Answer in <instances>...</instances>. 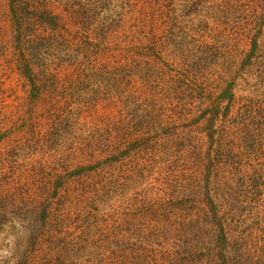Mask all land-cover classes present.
Returning <instances> with one entry per match:
<instances>
[{
	"label": "trees",
	"instance_id": "trees-1",
	"mask_svg": "<svg viewBox=\"0 0 264 264\" xmlns=\"http://www.w3.org/2000/svg\"><path fill=\"white\" fill-rule=\"evenodd\" d=\"M175 1L6 0L0 8V78L4 65L16 69L33 101L41 78H102L105 101L89 135L56 142L71 126L43 138L61 170L47 160L39 178H0V264H240L241 226L264 235V64L256 60L264 0L251 5L262 9L238 34L249 48L234 43L236 54L202 32L211 15L185 18ZM229 1L219 11L233 23L250 17ZM253 66L254 78H236ZM240 81L249 87L237 94ZM78 101L70 117L98 112L85 96ZM22 122L13 129L28 131ZM241 142L246 153L235 151ZM184 160L200 165V177L187 176Z\"/></svg>",
	"mask_w": 264,
	"mask_h": 264
},
{
	"label": "rangeland",
	"instance_id": "rangeland-1",
	"mask_svg": "<svg viewBox=\"0 0 264 264\" xmlns=\"http://www.w3.org/2000/svg\"><path fill=\"white\" fill-rule=\"evenodd\" d=\"M227 1L229 0H176L174 8L178 12L184 10L183 15L185 18L198 17L197 14L199 12L211 15L209 17V25L204 27L202 32H212L211 35L215 36L214 44L216 48L220 44L223 45V48H226L225 44L219 41L224 39L228 45L226 49L236 54V43L238 46H241V50L249 48L247 39L244 38L241 41H236V38L241 37L238 36L239 33H245L251 29L250 27L253 24L251 18H255L256 13L262 9L261 7L251 8V5L256 6L257 4H261L263 0H239L240 10H243V14L245 15L249 12L250 17L247 20L245 18L241 19V22L238 23H233L234 21H232L230 13L224 16L225 14L219 11ZM5 4L6 0H0L1 9L4 8ZM229 7L226 4L224 9L229 10ZM233 24H237V27ZM226 54L227 52L216 60V63L214 62V68L217 71L222 69V62ZM259 54H256V60L264 64V48L259 50ZM2 69V78L0 80L5 79L6 83L4 94L8 105L5 113H7L8 119L5 117L4 132L6 137L0 140V178L8 179L16 177L21 183L26 182L24 176L27 175L39 178L34 174L46 175L43 169V162L47 160L53 162L54 169L52 171L55 173L57 166L60 165L59 160L55 158V152L53 154L50 153L47 142L44 140L43 143V138L50 137L52 140L54 137L56 140L58 136H62L63 132L61 129H68L72 126L73 132L69 135V138L68 133L70 132L66 133L67 139H64V141L56 140V142H62L61 144H69L73 141L75 134L85 131L89 135L92 132L93 114L91 113H94V116H100V113L102 114L103 112L104 114L105 112V101L100 98L104 88L102 78H83L80 82L73 81L72 78H41V95L36 101H33L27 98L29 85L24 78L17 74V70L8 65H4ZM253 72H256L255 66L252 67L251 71H247L246 74H237L236 78H254L255 74ZM60 75L63 77L64 72ZM211 76L214 75L211 74ZM218 79L221 81L225 78ZM87 86H90V89L86 90ZM248 87L249 85L245 84V81H240L236 85V93L242 94L244 93L243 89ZM81 96H85L89 103L95 102L98 112L89 108L84 113L74 110L75 113H72L73 117H70L66 112L70 108H76L79 105L78 100ZM96 101L101 103L98 104ZM52 112L56 114L52 116ZM16 121L18 122L17 125L23 123L22 121L26 122L29 125V130L27 131L26 126L13 129V124ZM79 127L81 128L80 131ZM37 138L38 142H36ZM238 145V147H235V151L243 150L244 153L248 151L245 142L238 143ZM182 166L187 176L200 177V165H196L195 163L190 164V160H184ZM58 168L61 170L60 166ZM234 172L239 173L237 170ZM128 195L129 197H134L131 194H127L126 197ZM239 199L244 201L242 205L246 204L244 193H242ZM127 210L122 209L124 220H128ZM248 223L249 221L240 228V230L244 229L247 231L245 237L247 256L240 264H264V235L260 230L249 233L252 231L247 226Z\"/></svg>",
	"mask_w": 264,
	"mask_h": 264
}]
</instances>
